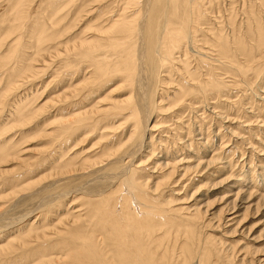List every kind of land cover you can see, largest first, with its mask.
Listing matches in <instances>:
<instances>
[{
    "label": "bare ground",
    "instance_id": "6f19581e",
    "mask_svg": "<svg viewBox=\"0 0 264 264\" xmlns=\"http://www.w3.org/2000/svg\"><path fill=\"white\" fill-rule=\"evenodd\" d=\"M73 1H64L65 6L70 7L68 14L71 11L75 13L73 20L87 12L92 14L90 22L94 19L101 22L103 19L101 23L105 24H95L97 27L86 24L83 28L94 27L93 30L99 32V36L92 34L96 37H85L82 30V34L78 36L82 41L68 47L70 58L69 61L66 59L67 62L63 60L66 64L64 77L61 80L57 78L55 83L59 102L54 107L55 113L50 114L54 119L50 120V116L37 123L35 119L31 127L36 132H46L45 135L50 137L47 143L52 148L42 150L44 153L36 161L23 159L26 157L24 153L31 152L32 149L26 146L30 133L24 124L27 118L34 117L38 111H27L23 98L26 95L19 96L15 102L10 101L12 105H9L10 102H3L4 106L0 111V175L8 171L9 168L5 166H9L11 162L22 163L15 174L7 176L5 181L0 179V199L23 191L20 197L10 203L11 206L0 210V264H252V260L246 257L253 250L246 244L238 247L240 241L227 240L226 234L215 236V233H209L206 237L199 236L198 228L203 229L199 224L207 214V207L205 211L201 208L200 197L192 206L189 204L177 209V206L174 208L158 204L159 199L150 189L158 191L159 183L154 180L151 186V174L148 176L145 171L155 173L161 168H168L164 172V178L172 181L173 177V192H176L174 185H181L186 189L188 185L181 183L195 178L194 176L208 178L214 175L215 169L211 172V166L220 163V155H216L214 149L207 161H202L203 156H196L197 153L193 154L194 158L200 161L189 160L190 156L185 158L178 155L182 151L176 152V157L170 155L172 159H168V154L164 152L158 157L161 152L157 153L159 148L154 149L153 146L155 143L160 145L164 138L160 136L156 141L153 138L157 125H150L155 112L152 88L158 80H164L158 73L160 68L166 72L165 77L173 76L176 70L182 77L180 86L172 92L173 95L180 96L176 101L193 92L201 93L204 97L205 94L223 97L226 94L222 93L231 86L229 83H235L237 77L240 80L236 83L243 81L245 84L252 81L253 76L258 78L264 72V0H247L244 3L245 21L242 25L236 24L235 13L229 12V8L222 9L218 0H210V5L205 0H109L90 9L86 0L78 8ZM59 2L60 0H5L6 8L3 13L9 11L0 15V39H6L20 30L15 36V42L9 45L12 52L22 39L28 38L23 41L19 55L12 61L6 62L9 55H13L9 51L6 54L0 52V80L5 82V88L12 85L19 87L18 83L29 78L28 72L33 70V54L46 50V43H54L53 41L61 38L59 32L50 31L48 25L49 20L56 22L60 18L59 15L58 18L55 17L60 10ZM84 3L86 8L82 5ZM234 4L231 1L225 5L234 11ZM31 5L34 6L33 12L27 17L26 10ZM26 19L31 21L29 25L26 24L27 28H22L19 23ZM87 22L89 21L86 20ZM94 38L97 40L95 45L89 47L84 44ZM186 43L196 47L197 50L194 49L200 55L198 69L202 64L210 66L212 71L205 78L201 77L198 69L190 68L186 58ZM1 45L2 42L0 47ZM98 47L102 48L101 51ZM209 54L214 55L212 63L203 58L204 55L212 58ZM72 61L77 63L70 65ZM115 80L120 82L117 84L119 89L128 92L127 98L112 97L115 102L108 109L100 106L85 109L88 104L96 105L100 94L97 95L96 92L103 91L102 88ZM194 82L198 84L193 86ZM258 88L264 94V79ZM258 99L264 103V95H260ZM120 116H123L125 122H120L113 129L116 121H111ZM51 123L55 127L48 132L46 129ZM129 124L131 125L126 127L127 131H119V127ZM39 125L43 126L37 128ZM15 126L25 129L22 131L18 127L19 130L13 131ZM90 131L95 135L99 134L101 140L107 137V143H100V150L95 155L86 153L81 157L77 154L73 156V149ZM221 138L219 137L220 140ZM196 139L205 142L201 137ZM207 139L204 144L208 143ZM187 144L184 146L191 147L190 143ZM145 151L147 161L153 156L158 158H155L157 160L154 164H149L144 169L142 167L146 161L141 157L138 159V156ZM192 161L196 163L192 164ZM229 165L230 163L224 167ZM47 170H54L56 176L44 184L29 186L36 176L45 174ZM176 171L179 180L178 177L174 178ZM244 174V180H247V175ZM75 180H79V183H74ZM248 181L241 183L244 187L254 184H249L252 182ZM205 182L199 180L201 185L196 186V189L205 186ZM242 185L236 189L237 193L232 194V203L241 201L240 192H247L241 201L242 204L249 203L247 207L244 205L245 209L252 205L255 198L264 201V190L258 189L254 184L261 194L241 191L245 189ZM33 201H38L35 207L31 206ZM21 205H26V209L16 213L14 210ZM240 206L236 203L227 207L224 225L229 223L235 228L239 226L241 214L237 209L240 210ZM219 219L217 227L222 226L223 219ZM210 223H207L208 227ZM181 234L186 236V240L180 247L177 248L174 244L163 248L166 238L178 239ZM237 250V253L242 254L241 257L237 256Z\"/></svg>",
    "mask_w": 264,
    "mask_h": 264
},
{
    "label": "rangeland",
    "instance_id": "374dc122",
    "mask_svg": "<svg viewBox=\"0 0 264 264\" xmlns=\"http://www.w3.org/2000/svg\"><path fill=\"white\" fill-rule=\"evenodd\" d=\"M64 1L67 2V0H60V2H59L60 10H59L58 14L55 16V17H57L59 15L60 18H62V19L59 18L56 22L51 21V20L48 21V25L50 26V31L55 30L54 33L59 32V36L61 38H58V40H56V42L53 41L55 44L50 43V42L46 43V45H45L46 47L43 46L44 48H46V50L44 49V51H41L37 54L36 53L33 54L32 64L34 67H33V70L31 71L32 74L30 72H28L30 77L24 81H21L22 83H18L19 87L17 85H12V86L5 88V85H3L5 82L0 80L1 81L0 82V91L2 93V94L0 93V111L3 109L4 103L10 102V101L15 102V100H17L18 97L22 96V95H26V96H23V98L26 102L25 104H27L25 106L28 107L27 108L28 112L30 110H31L30 112H34V111L38 110L35 112L34 117L27 118L26 124H24V127H26L27 130L29 131L28 133H30L29 136H27L29 141L27 142L26 146L29 148H32V149H31V152L28 151L27 153H24V156H26V157H23V159H25L29 162L36 161V159L41 155V153L42 154L44 153L42 150H47L48 148H50V149L52 148V146L48 145V143H47V140L50 139V137L45 135L46 132H42L40 130H39L40 132H36L35 129L31 130V127L34 124L35 119H36L35 122L37 123L39 121H43L44 118L50 117L52 114L55 113V110H54L56 108L55 106L57 105V102H59V101H57L58 99L56 97V94H57L56 90H58V89H55L56 88L55 83L58 81V79L61 80L64 77L63 72H65V70H66V67H65L66 64H65V61H63V60L67 59L69 61V58H70L69 57V51H67L68 47L75 44V43L79 44L82 41L81 38L78 37L79 34H82V30L84 31L82 34L83 36H85V37L86 36L87 37H96L95 35L94 36L92 35V34H96L99 36V32H96L95 30H93L94 27H97V26H95V24H101V25L105 24V23H103V24L101 23V22H103V19H101V22L100 21L97 22V21H95V19L93 22H90L91 21L90 17L92 16V14H89L87 12H83L82 17L78 16L79 19L76 18L75 20H73L72 16H75L74 15L75 13L71 11L70 14H68L70 7L68 5L65 6L66 3ZM77 1H78V3H77ZM83 1L84 0H74L73 3L75 5V7L78 8L79 6H81V2H83ZM106 1L109 2V0H92V2H91V0L89 2L86 0L85 2H87L88 5H90L88 7V9H90V7L94 8L95 6H98L97 5L98 3L99 4H102V2L107 3ZM205 1L207 4L210 5V2L212 0L211 1L205 0ZM231 1H234V3H235L234 4L235 5L234 11H231L230 6L227 7L225 5V4H229ZM246 1L247 0H218L217 2L219 3L220 7L223 6L222 9L229 8V12L235 13L236 24L242 25L245 21L244 20L245 19L244 3ZM4 2H5V0H0V15L6 14L9 11V10H7L5 13H3L4 12L3 10L6 8L4 5ZM59 4H58V6H59ZM82 5L84 6L85 3ZM84 7L86 8V6H84ZM33 8H34L33 5H31V7H29V8H27V10H26L27 17L31 15V13L33 12ZM131 9H133V8H130V10ZM75 10H76V8H75ZM60 12H61V14H60ZM65 12H67L68 15H66ZM62 13H64V14H62ZM86 20H88L89 22L86 23ZM30 21L28 22L27 19L23 20V21H21V23H19V25L22 28L24 26H25L24 28H27L26 26L29 25ZM86 24L93 25L94 27L91 28V26H86V28H83V27H85ZM71 26H73V27H71ZM84 29H86V30H84ZM112 29H114V28H112ZM19 31L20 30H18L15 34L7 37L8 39L7 38L6 39L5 38L0 39L1 40L0 42H2V45L0 47V50H1L0 52H3L2 54H6L9 51V54H13V55H9V58L6 62L12 61L14 59V57L17 58V56L19 55L18 54L19 50L22 47L21 45H22L23 41L25 42L28 40V38L22 39L21 43L19 42L17 44L18 46L14 47L16 50L10 52L9 45L12 44L13 42H15L14 41L15 36ZM111 34H112V32H111ZM113 34H114V31H113ZM75 35H77V36L75 37ZM71 36L73 39L70 38ZM113 36H115V35H113ZM100 37H102V36H100ZM70 39H71V41H70ZM96 41H97L96 38H94V40L90 39V40L86 41V43H84V44L88 45L90 47L91 45H95ZM57 44H59V46ZM186 44H187V45H185V48L187 49V57L186 58H188L187 62L189 61L190 68L192 70H197L198 65H199L198 60H199L200 55L196 52V50H197L196 47H194L196 49L195 50L191 43H186ZM55 45L57 47H55ZM98 49H99V51H101L102 48L98 47ZM27 51H29L30 53L32 52L31 49H27ZM206 51H207V49L204 50V52H206ZM209 55L212 58L206 57L205 55L203 56V58L206 61H208L209 63H212L214 61V59H213L214 55L213 54H209ZM11 56L13 58H11ZM67 60H66V62H67ZM263 60H264V57H263ZM73 61L71 62L70 65H72L73 63L74 64L77 63L76 61L75 62H73ZM84 62H86V61H84ZM200 64H202V62H200ZM162 69L163 68H160L158 73L160 76H162V78H164V80H163L164 83L158 80V82L155 84V87L152 88V97H153V101H154L153 106H154L155 112L153 111L154 113H153L152 118H151L152 121L150 122V125H154V123L157 125L155 128L156 130L154 131V135H153V138L155 139V141L160 139V136L164 138V139L162 138L163 142L161 141L160 145L154 142L155 143L153 146L154 149L157 147V148H159L157 153L161 152L158 157H160L162 154L165 153V154H168V156H167L168 159L170 158L169 157L170 155H174V157H176L178 155H183L185 158H188L190 156L188 158L189 160L193 159L195 161H200V160H197L196 158H194L195 155H193V154L197 153L196 156H199V157L203 156V157H201L202 159H204L202 161H207V159L210 158V156L214 153V150H215L216 151L215 154L220 155V157H219L220 163H219V165L214 164V166H211V172H212V170L215 169L213 172L214 175H212L213 177L211 176V177L206 178L204 176V177L199 178L198 176H194L195 178H192V176L194 175V174H192V176L190 177V178H192L191 180H185L186 183L185 182L181 183L182 185H185V184L188 185L186 187V189L182 188L183 186H181V185L180 186L174 185L176 192H173L174 190L171 187V186H173L171 184L173 181V177L171 178L172 181H168L169 179L164 178V172L168 171V168H161L155 173L145 171L146 175L150 176V174H151L150 179L151 178L152 179L149 181L151 183V186L153 185L152 183L155 181L159 183V190L157 189L158 191H156V190L154 191L153 189H150L151 193L154 196H156V198L159 199L158 204L161 203V204L167 205V207L173 206L174 208L177 206L175 209H177L180 206H187L189 204H190V206H192L193 203L197 202L199 200V197H200L201 208L205 211V209L207 207V214H206L205 218L203 219V222H201L199 224V225H202L203 229L202 228L199 229L200 227L198 226L199 227L198 232H200L199 236L202 235L203 237L204 236L206 237L207 236L206 234H209V233H211V234L215 233V236H222V235L225 236L224 234H226L227 236L225 237V239L228 237L227 240L230 239V241H232V240L240 241V243H238V245H237L238 247H241V246H243V244L244 245L246 244L247 246H249V249L253 250V253H249V255H251V256L248 255L249 257L248 256L246 257V259L250 258L249 260H252V264H264V201H262V199L257 200V198H255V200H253L251 202L252 205L249 208L245 209L244 205L245 206L247 204L249 205V203L242 204L241 201L246 196L247 192H243V193L240 192L239 197L242 198L241 201L240 202L235 201L234 203H232V200L234 199V197H233L234 195H232V194L237 193L235 191H237L236 189L242 185L241 182L244 183V181L251 180L252 183H249V184L254 183L258 187V189L264 190V186H262V184L264 182V170H263L264 169V167H263L264 166V103H262L261 101L259 102V99H258V97L260 95H264L263 93H261L259 91L260 88H258L260 86V84L263 82L264 72L262 74H259L260 78L255 77L256 78L255 79L253 76L252 81H248L247 84H245L243 81L239 82L241 85L239 83H236L237 81L240 80V78L237 77L235 80L236 85H235V83H233V84L229 83L231 86L228 87L227 89H225V91L222 93L224 95L226 94L223 97H221L222 95L219 97H213V96L206 95V94L204 97V95H202L201 93L193 92V93H190L188 95H184V98H182L180 101H176L177 97H180V96L173 95V93H174V90L180 86L179 83H180V81H182L181 80L182 77L180 76V74L177 70L175 72L176 75L174 73V75L171 77H165L167 74ZM198 70H199V74L201 75L202 78H205L204 76L211 73V71H212L210 66H206L205 64H202V67L199 68ZM216 72H218V71H216ZM115 81H111L112 83L108 84L109 86L108 85L106 86V88L107 87H109V88H107V89L102 88L103 91L96 92L97 95L100 93L96 99V100L99 99V102L96 103V105L95 104H88V106H90V107L87 106V108H85V109H91L92 107H96V106H100L101 108L108 109V108H111L110 105H112V103L115 102L114 101L115 97L118 99L127 98L129 96L128 92H125V90H123L121 88L119 89L117 84H119L120 82L118 83L116 81L117 82L116 83ZM197 84H198L197 82H194V84H192V85L194 86ZM239 85L241 87H239ZM104 89H106V90L104 91ZM18 91H19V93H18ZM253 91H255L256 95L258 94L257 95L258 97L255 96V94H253ZM195 93H196V95H195ZM119 94H122V95H119ZM110 95H113V96H110ZM185 96H187V97H185ZM206 96H207V98H206ZM13 97H14V100L12 99ZM112 97H114V98H112ZM11 102L9 103V105H12ZM93 102H95V100H93ZM101 103H103L102 104L103 107H102ZM170 103H171V105H170ZM214 105H216V106H214ZM252 107H253V109H252ZM157 108H159V109L161 108L160 109L161 111ZM251 110H253V111H251ZM214 112H216V113H214ZM121 118H122V121H121ZM52 119H54L53 116H51L50 120H52ZM50 120L48 122H50ZM115 121H116V123H114ZM111 122L114 123V125H113V129H114L115 127H117L120 124V122L124 123L125 120L123 119V116H120L119 118H117V120L115 119V120H112ZM43 125H39V126H37V128H39L40 126H43ZM130 125L131 124H129L128 126L125 125L124 127H119V128H121V130L119 128L118 129H119V131H122L124 129H125V131H127L128 128H126V127H129ZM18 127L21 128L20 126H15L12 128V130L17 131V130H19ZM48 127H47L48 129H46V131L50 132V129L55 127V124L51 123L50 126H48ZM109 127H111V126H109ZM24 129L21 128L22 131ZM110 131H112V130H110ZM88 133H87L88 135H85L87 137L81 143H79V145H77V147H75L73 149V153H72L73 156L75 154H77L78 157H81L82 155H85L86 153L91 154V155H95L100 150V147H101L100 143H103V142L107 143V140H106L107 137H104L101 140L99 134L95 135V133H92L91 131ZM199 133H201L202 135H199V136L196 135ZM111 135H113V134H111ZM165 136H167L169 138H166ZM189 137H191V138H189ZM197 137L198 138L201 137L202 140L204 139L203 141H205V142H206V138H208L207 139L208 143L204 144L205 142H202V141L199 142V140L196 139ZM219 137L220 138L223 137V138H221V140H220ZM9 139L10 138H8V140ZM171 139H173L175 141H172ZM21 142H22V140L20 141V143ZM185 142H187L188 144L190 143L191 147L184 146V144H187ZM224 143H226V144H224ZM191 144H193V145H191ZM18 145H16V146H18ZM234 146H236V147H234ZM230 149H231V152H230ZM211 150H213V152H211ZM91 151H93V152H91ZM178 151L179 152L182 151V152L175 156L176 152L178 153ZM217 153H219V154H217ZM145 154H146V151L144 152V154L141 153L138 156L139 158L137 157L138 159H140V157H141V159L144 162L146 161L147 164L145 163V166L142 167L144 169L146 167H149V164H151V165L154 164L153 162H155L157 160L155 158H158V157L153 156L152 158H150V160L147 161V159L145 158ZM201 154H203V155H201ZM137 158H136V160H137ZM170 159H172V158H170ZM227 162L230 163L229 167L228 166L224 167V165L229 164V163L224 164ZM249 162H251V163L248 164ZM13 163L11 162L9 164V166L8 165L5 166V168H9V169H8V171H6V173H4L3 175L2 174L0 175L1 181H5L7 176H11L12 174H15L18 170H20L19 167L22 166V163H20V164H13ZM194 163H196V162L192 161V164H194ZM23 167H21V168H23ZM221 167H223V168H221ZM216 170L219 172H217ZM44 173L45 174H39L38 176H36L35 179L33 180V182L29 186L33 187L36 185L44 184V183L52 180V177L56 176V174H54V170H51L49 172L47 170ZM244 173L247 175V178H246L247 180H244L245 179L244 177H246V176H243ZM176 175H177V171H176V174L174 175V178L178 177ZM236 177H238V178H236ZM179 179H180V177H178L177 180H179ZM204 179L207 182H205ZM252 179H255V180L253 181ZM199 180H203V182H205L204 183L205 186L204 185L201 186L202 189L199 188L201 191H199V189L198 190L196 189V186L201 185V183H199ZM75 181L76 182H74V183H79L78 182L79 180L78 181L75 180ZM248 182H245V183H248ZM191 183H192V185H191ZM239 184H241V185H239ZM71 185H74V184H71ZM190 185L192 186V188ZM235 185H237V187ZM253 185L252 186L250 185L252 188H250V186H248L249 187L248 188L247 186L244 187L242 185L243 188H245V189L241 190V191L248 190V191H255V192L260 193V191L257 190V187L255 188V186H253ZM253 187L255 188V190H252V189H254ZM232 189L234 191H232ZM228 190H230V191H228ZM26 191H28V190H26ZM9 192H10V190H9ZM22 192L23 191L17 193L16 195H9L8 197H5V199H0V210H6V208L11 206L13 201L16 200L18 197H20ZM197 192H199V193L195 195V193H197ZM186 194H187V196H185ZM204 194H206V196H203ZM192 197H194V200ZM196 198H198V199H196ZM256 201H258V203H256ZM33 202H31V206L35 207V205L37 204L38 201H36L34 203ZM236 203H237L238 207L241 204H242L241 206H243V207L240 206V210L237 209L238 213L241 214V216L239 218V222H240V224L238 226L239 228L238 227L235 228L234 225L232 227L231 225H229V223L225 224V225L223 224L224 216L227 214V211H226L227 207L233 206ZM169 205H171V206H169ZM29 206H27V207H29ZM24 209H26V205H23V206L21 205V207H18L14 211L16 213H21V211H23ZM219 218L223 219L221 222L222 226L217 227V224H218L217 222L220 220ZM208 222H211L209 227L207 225ZM0 223H2V222H0ZM220 232H223V233H220ZM0 235H2V234H0ZM185 240H186V236H183V234H181L180 238H178V239H173L172 237L166 238V244L164 243L163 248L173 246L174 244H176L177 248H178V247H180L181 244H183L182 242H184ZM237 252H238V250L236 251V253ZM244 252H245V250H244ZM240 254L241 253H237V256L239 255V257H241L242 254L241 255ZM247 264H249V263H247Z\"/></svg>",
    "mask_w": 264,
    "mask_h": 264
}]
</instances>
